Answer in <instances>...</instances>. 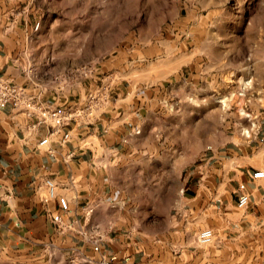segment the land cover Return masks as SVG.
Returning a JSON list of instances; mask_svg holds the SVG:
<instances>
[{
    "label": "rangeland",
    "instance_id": "1",
    "mask_svg": "<svg viewBox=\"0 0 264 264\" xmlns=\"http://www.w3.org/2000/svg\"><path fill=\"white\" fill-rule=\"evenodd\" d=\"M3 6L4 28L20 23L31 77L67 86L71 100L90 103V119L126 96L146 100L143 136L135 139L146 151L115 170L103 218L115 231L164 225L195 169L226 142L253 139L264 109V0H0ZM256 248L244 251V264H264V240ZM95 255L52 242L0 249V264H96Z\"/></svg>",
    "mask_w": 264,
    "mask_h": 264
},
{
    "label": "crops",
    "instance_id": "2",
    "mask_svg": "<svg viewBox=\"0 0 264 264\" xmlns=\"http://www.w3.org/2000/svg\"><path fill=\"white\" fill-rule=\"evenodd\" d=\"M6 10L0 7L1 12ZM4 13L0 15V75L26 86L45 108L83 113L66 125L71 135L67 143L51 136L49 146L41 147L39 142L49 136L51 126L39 122V112L0 108V249L48 247L54 242L75 244L83 254L100 258L88 240L94 232L102 236L101 253L123 257L131 250V259L141 264H244V251L254 252L263 245L264 179L252 180L251 173L264 169V109L256 114L258 128L250 142H226L200 170H194L189 191L164 225L134 223L121 234L103 218H109L113 205L115 170L127 169L134 155L146 151L135 143L143 136L138 131L145 119V98L126 96L110 102L108 115L90 119L86 114L90 103L71 100L67 86L45 85L31 77L20 23L15 21L8 31ZM34 25L36 20L31 21ZM47 178L56 181L58 193L71 204L61 226L53 220L59 203L49 197ZM241 182L251 193L245 209L238 207ZM201 224L214 229L216 240L210 246L196 240L205 228Z\"/></svg>",
    "mask_w": 264,
    "mask_h": 264
},
{
    "label": "built area",
    "instance_id": "3",
    "mask_svg": "<svg viewBox=\"0 0 264 264\" xmlns=\"http://www.w3.org/2000/svg\"><path fill=\"white\" fill-rule=\"evenodd\" d=\"M40 22H37L35 28L38 29ZM34 95H30L27 92V87L21 84H17L0 75V108L5 109L11 107L14 109L25 108L30 111V114L39 112V122L50 124L51 131L49 136L43 138L39 145L41 147H47L50 144V137H59L60 143H67L70 139V131H66L65 127L68 122L75 120L74 118L82 115L83 110L78 111H62L61 109H54L49 107H43L41 102ZM140 132V131H138ZM48 152L53 154V150L48 147ZM252 180H263L264 169H256L251 173ZM45 184L49 190V197L57 198L59 203V212L53 217V220L61 226L63 224V216L71 212V204L69 199L58 193L57 183L53 178H47ZM251 193L248 190L246 182H241L238 186V207L245 209L250 202ZM89 212L92 213L93 209L90 208ZM88 240L93 246V250L100 253V258L95 261L96 264H141L140 262L133 261L129 256L120 257L117 255L107 256L102 252L101 242L102 236L98 233L92 232L88 235ZM196 240L203 246L212 245L216 238L215 232L212 228H203L199 230L196 235Z\"/></svg>",
    "mask_w": 264,
    "mask_h": 264
}]
</instances>
